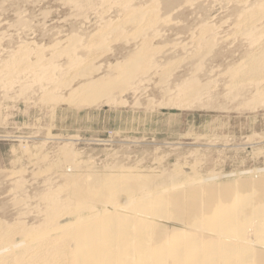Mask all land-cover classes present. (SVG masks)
<instances>
[{"label":"rangeland","instance_id":"1","mask_svg":"<svg viewBox=\"0 0 264 264\" xmlns=\"http://www.w3.org/2000/svg\"><path fill=\"white\" fill-rule=\"evenodd\" d=\"M123 1L125 2V0H115L113 3L105 4L102 0H95L81 9L74 0H0V221L4 220L9 224L22 221L29 226L37 224L42 218L39 219L40 214L36 210L45 206V204L38 205L42 202H39L38 198H42L44 194L47 197L48 192H50L48 195H51V191L55 195L59 194L60 192L56 189H59L58 186L63 184L61 175L74 173L72 170L74 168L80 174L88 172L93 175L94 173L100 174L99 176L119 175V173L125 175L126 171L136 175L142 173L141 176H148L147 178L159 176L158 179H154H157V183L159 181L158 185L162 186H160L161 189L157 188L156 183V189L151 190L157 191L158 189L157 192L160 190L162 193L156 194L157 196H154L153 199L158 200L157 198L166 196L170 198L177 187L176 191H180V194L184 190L185 195L183 192L179 199L178 191L175 193L177 195L173 194L175 198L179 199V202L181 201V206H176L177 203L173 202H178L177 199L171 201L168 199V203L165 204H169L170 207L168 205L165 207L166 205L162 202L167 200V197L161 200L159 198L157 203L161 201L165 208L163 209L164 213L167 214H165L166 217L163 216V219L156 218L163 213H154L159 209L163 212V205L161 207V204L160 206L154 204L156 200L153 203L151 202L152 198L149 201L155 205H152L154 207L152 209L155 210H152V214L149 213L147 217L139 216L136 221L134 218L137 216L130 215L133 214L129 210L130 205L127 210H123L125 213L120 211L125 217L129 214L126 222L128 219L130 222L125 223L126 238L127 241L129 239V242H124L119 249L125 255L134 256H132L134 260L131 263L144 264L140 260H143L149 253H147L148 250L156 251L160 245L164 246L163 243L170 247L172 244L169 245V241L177 232L181 233L183 229H186L184 232L190 233L191 228L193 226L195 228V225L197 230L200 226L203 230L199 228L200 232L211 238V242L209 241L211 244L205 241L211 248L215 249L221 242L224 243L220 239L219 244L216 237L222 239L225 237L223 240H227V243L237 241L235 244H233L234 242L231 244L234 245V249L238 247V249L236 248L238 251L232 249L233 245L230 244L232 247H229V244L226 243L224 249L222 248L223 244L220 247L226 251L218 250L220 252L215 253L217 251L214 250L215 257L212 255L210 258L207 255L209 250L207 249L208 252L206 251L205 255L204 249L206 250V248L201 246L199 241L195 240L198 242L196 245L195 241L191 240V242L184 238V241L190 243H184L185 245L182 243L184 246L179 247L183 250L182 261L185 259V262L196 261L199 257L202 261L200 263L203 264L207 262L210 264H232V262L233 264L236 262L245 264L244 261L246 264L247 262L256 264L259 260L261 263L264 258V232L258 229L260 225L261 227L264 225V173L257 171L264 170V87H262L263 91L259 90L258 92V87L254 84L253 79L258 75L247 62L251 50L257 51L259 45L253 47L252 45L255 43L237 32L239 26H237V22L239 23V19L245 11L242 10L244 8L242 0H215L212 2L211 0H200V2L199 0H135L133 7H154L157 10V18L163 23L164 27L161 31L159 30V35L157 34L151 41L147 40L152 43L148 48L151 50H149L150 54L157 52V62H155L157 64L149 67L133 83L124 81L121 83L123 86L119 84L114 87L111 91V95L114 97L112 102L105 103V100H101L94 104L87 103L82 100L83 90L80 89L88 79L104 76L103 72L107 71L108 67L115 65L116 62H120V65L124 67L125 59H128L129 53L132 55L138 51L141 53L144 50L145 53L148 51L146 48L144 49L145 46L141 47L144 43L143 39L131 37L134 31H131L132 27H127V29L128 25L124 27L127 32L124 31L123 37L114 30L113 33L117 36L111 33L110 39L105 41L106 46L100 47L98 33L100 34L104 30L106 32L108 28L111 30L116 26L118 29L119 25L122 26L133 13V11L130 10V13L128 9L124 8ZM127 13H130L129 17ZM205 26L215 29V37H218H216L218 40L209 43L207 47L206 45L204 47L200 40L202 29ZM73 36L84 39L86 46L92 45L89 48L91 53L84 58H79L75 64H70L72 61L67 55L50 60L52 56H56L55 53H60L63 48L69 46L71 43L69 39ZM213 45L216 47H211ZM152 47L156 51L152 50L154 49ZM24 51L27 53L26 67L23 64L24 70L17 73L15 67L20 66ZM92 59H95V65L92 64ZM46 61L54 62L47 63ZM45 67H50L48 73L41 70ZM239 69L250 72L249 75L245 74L246 79L245 76L239 77L241 80H246V84H244L246 88H234L229 91V84L232 80L230 74H236L237 77ZM95 70L101 71L96 73ZM208 71L209 74H207ZM116 73L118 72L114 73L115 77H117ZM192 77H196L198 81L201 80L210 89V97L202 100V103L193 102V99L187 98L182 91L186 87V82ZM125 82L128 85H124ZM233 82H236L235 79ZM249 82L250 84H248ZM262 86H264V82ZM74 90L78 92L73 93ZM67 153L70 155L67 156ZM18 179L23 184L18 182L16 187ZM188 180L194 181V186L187 185L186 182H190ZM195 181L198 182L195 183ZM200 181L203 182L199 183ZM52 182L55 184L53 188L57 186L55 190L46 189V184H52ZM182 183L186 188L182 187ZM198 183L207 188L213 187L216 194L215 191L212 194L213 190L207 189L208 195L212 194L211 197L208 196V198L206 193L203 195L204 193L201 194L198 191L197 195L195 192L198 189L195 186ZM208 183L211 184L210 187L207 186ZM172 185L178 186L173 188ZM42 187L44 190L46 189V193ZM16 188L19 189L17 192L22 194V198L18 197L19 193L14 192ZM166 188L170 189L166 190ZM37 189L39 190L37 191ZM163 189L167 191L166 194L170 195L163 194ZM171 189L174 190L171 192ZM20 190L29 197L25 196V200L31 199L32 203L28 200L27 205L29 204L28 207L31 208L28 211L32 213L25 212L24 208H20L21 206L15 208L16 206L12 205L13 202L17 204L14 193L15 196L23 199L24 196ZM34 192L35 195H33ZM41 192L44 193L42 196H40ZM61 192L65 194L64 191ZM142 193H138L137 196ZM37 194H40L39 197ZM159 194H163V196ZM65 195H61V197ZM173 196L170 199L174 198ZM32 197L34 199L37 197V199L34 200ZM193 198L195 201L192 200ZM199 198H202L201 203H199ZM214 199L216 200L214 203L209 202ZM32 200L38 208H33L35 203ZM187 200H190L191 205L193 204L188 210L189 202ZM139 201L145 202L142 199ZM169 202L174 203L176 207L172 209L173 206ZM196 202L199 205L204 202L214 204L213 206L209 205L215 207L217 213H221L220 216L226 214L223 216L227 217L231 212L233 213L228 216L229 219L225 218L227 219L226 223L225 220H219L220 216L216 213V215L213 214L214 217L212 215L210 222L211 218L205 214L207 211H205V215H201V222L199 219L194 221L193 219L197 216L195 212V214L193 213L195 217L191 215L193 209L190 208L196 206L198 210L201 206ZM227 202L230 206L232 205L231 208ZM222 203L223 205L227 203L230 213L226 205H224L225 207L220 205ZM27 205L24 206L25 210L28 209ZM224 208L228 211H226L227 213L224 212ZM16 209L20 211L19 215L17 214L19 211ZM168 209L169 212L166 211ZM259 209H262L260 211L263 213L260 216H258L261 214ZM28 213L29 215H27ZM35 213L38 216L34 215ZM121 213L118 215L123 217L124 215L122 216ZM174 213L176 215H173ZM187 213H191L190 216ZM234 213L237 214L234 215ZM23 214H26L27 218ZM183 214L184 216H182ZM186 214L188 216H185ZM151 215L155 216L151 217ZM17 216L19 218L21 216L20 219L23 220L18 219ZM16 220L19 221L16 222ZM216 220L221 222L218 223L219 226L216 224ZM196 222L197 224H195ZM113 224L115 225V223ZM192 224H194L192 227L189 226ZM176 227L181 230L179 231ZM224 227H228L225 228L226 232L223 230ZM174 232L176 234H173ZM227 232L232 233L234 238ZM219 233H223V235L220 236ZM225 233L231 235L232 238ZM254 233L256 236L261 234L263 237H256L253 235ZM245 234L246 236H243ZM247 234L252 238H249ZM246 237L249 239L246 240ZM208 238L207 240H209ZM240 238H242V244H240ZM258 238H261L260 242L256 240ZM181 241L178 240L175 243L181 246V243L178 244ZM213 241L216 244L214 242L212 246ZM176 244L173 243V245ZM141 246L144 251H138L142 250ZM242 246L247 247L248 250L244 251ZM132 247H135L138 252L132 253ZM169 247L168 249H171L176 246ZM203 247L204 249H202ZM258 248H261L262 254L260 250L257 252ZM228 251L232 257H229ZM239 251L241 256L237 253L235 255V252L239 253ZM257 253L263 257L259 256L260 259H258L259 254L257 255ZM247 255L249 260L246 259ZM206 256L210 259L213 258L214 261L210 262L209 258L207 261ZM237 256L240 257L239 260ZM256 257L257 262L255 263ZM161 260H158L161 264H171L173 261L169 257H163ZM152 262L154 259L146 260V264ZM159 262L157 264H160ZM185 262L181 264H185Z\"/></svg>","mask_w":264,"mask_h":264},{"label":"bare ground","instance_id":"2","mask_svg":"<svg viewBox=\"0 0 264 264\" xmlns=\"http://www.w3.org/2000/svg\"><path fill=\"white\" fill-rule=\"evenodd\" d=\"M74 1L76 2L77 6L79 8L83 9V8L87 7L88 5H90L92 2H94L95 0H74ZM212 1H215V0H211V2ZM102 2H105V4L106 3L110 4L109 2H112V0H102ZM135 2H136L135 0H125V2L122 3V5L123 4L125 5L124 8L125 9H128V11L130 13H131V11H133V13L131 14L130 17L128 15L130 13H127V16L129 18H128L127 21L125 20L127 18L124 19V21H126V22L124 24L121 23V24H123L122 26L118 24L119 25V28L118 29H116V27H118V26H116L115 28H111V30H109L110 28H108V30L110 32L108 30H106V32H104L105 31L104 30L100 34L98 33V37H99L98 38V41H99V44H101L100 47L106 46L105 45L106 44L105 41H107L108 38L110 39L109 36L111 35V33H112V35L115 34V33H113L114 30L115 31H118L116 33H120V35L122 36V34L124 35V31H126L129 27L130 28L132 27L131 29H133V30H131V29L130 30L131 31H134V32H132L134 34L131 37L133 39L134 38L135 39L141 38V40L143 39L144 40V43H143V45L141 47L143 48V46H145L144 49L146 48V50H148L146 52L147 53L149 52L150 49H148V48H150L151 45H152V43L150 42L151 39L153 40L157 36V34L159 35L161 29L164 26L162 25L163 23L159 20V18H157L158 17L156 15L157 10L154 9V7L152 8L150 6L149 8H147L148 6L145 5L147 7H144V8L143 7L135 8V7H133V6H135ZM199 2H200V0H199ZM242 2L244 4V8H242V7L241 8H242V10L244 9L245 11H243L244 14L241 15V18L239 19L240 20L239 23L237 22V26L239 25L237 27L238 28L237 32L242 37H246L250 41H252V43H255V44L252 45L253 47L259 45L257 51L256 50H254V51L251 50L252 52H250V54H249L250 55V57L248 59L249 61H247L248 64H249V66H251L252 69L255 70V73L258 75L257 77L255 76L256 78H253V79H254V84L256 85V87H258V92H259V90L260 91H263L262 87H264V86H262V83L264 82V25H263L264 24V0H242ZM118 4H119V2H118ZM109 25H111V24H109ZM125 25H128V26H126V28L128 27L127 29L124 28ZM124 29H126V30H124ZM202 31H203V33H202V35H200L201 36L200 40H202V42L204 44L203 45L204 47H205V45L207 47V45L209 43H214L213 42L214 40H218V39H216L217 36L215 37V32H216L215 29L210 28L208 26H205V28L202 29ZM115 35L117 36V34H115ZM131 37H129V39L133 40ZM69 40L71 41V43L69 44V46L63 48V50L60 53H55L56 56H52L50 60H56V59H58L60 57L62 58L64 55H67L69 57V60L72 61L70 64H75V63L78 62L79 58H84L87 55H89V53H91L89 48L92 47V45L91 46H86V42H85L84 39H81L78 36L77 37L76 36H73ZM147 40H150V41L147 42ZM214 46L215 45H213L211 47L214 48ZM152 48H154V47H152ZM152 50L156 51L155 48L152 49ZM147 53H145V50H144L143 53H141L139 51L133 53L132 55H131V53H129L128 54V59L127 60L125 59V62H126L125 64L126 65L124 63L123 64L125 66L122 64L124 67H122L120 65L121 64L120 62L119 63L116 62L115 65H113L111 67H108V70L107 71H105V72L102 71L103 74H105L104 76H101L99 78L93 77L92 79H88V81L81 86L83 88L79 87V88H81L80 90H83V92H82L83 99L82 100L83 101H86L87 103H91V104H94V103H96L98 101H101V100H105L104 101L105 103L112 102L114 100L113 99L114 97L111 95V93H112L111 91H112V89L114 87H116L117 85L123 83L124 81H126L128 83L129 82L130 83H133L134 80H136L140 76H142L147 71V69H149V67L157 64V63L155 64V62H157V60H156V57H157L156 54H157V52H156V54H154V52H152V54H150L151 52H149V55ZM153 54L155 55V58H153L154 57ZM21 59H22L21 60V63H19L21 67L18 66L17 63L15 64V66L16 65L18 66V67L17 66L15 67V69L17 70V73H20V72H22L24 70L22 68V66H23V64L25 66V64H26L25 62H27V53L26 52H25L24 56ZM92 60H93V62L92 61L91 62L93 64L94 61H95V59H92ZM41 61H43V59H41ZM15 62L16 61L14 60V63ZM18 62H19V60H18ZM46 62L47 63H52L54 61H46ZM91 62H90V64H91ZM94 65H95V63H94ZM98 68H99V66H98ZM211 69H213V68H211ZM230 69H228V71H230ZM41 70L43 72H45V73H48L50 71V67H48V68L45 67V68H42ZM95 71H97V70H95ZM100 71L98 70L96 73H98ZM114 71L115 72L116 71L118 72V73H116L117 74V77L114 76V73H115ZM212 73H213V71H212ZM248 73H250V72L249 71H246L244 69H239L238 70V76H237L238 78L236 77V74H233V73L230 74L232 80H231V83L229 82L230 83L229 84V91L231 89H234V88L235 89H245L246 88V85H244V84H246V80H241V79H239V77L243 78L245 76V74H248ZM207 74H209V71H208ZM248 78H250V77H248ZM234 79H235L236 82H233ZM245 79H246V76H245ZM248 80H247V82H248ZM126 82H125L124 85H128V83L126 84ZM250 82L248 84H250ZM77 90H74L73 93H76ZM80 90H78V91H80ZM182 91H183V93L185 94V96L187 98L193 99V102H197V103H202V100H206L208 97H210V89L208 88V85H206L203 82H201V80L198 81L196 79V77H192V79H189L186 82V87ZM74 102L75 103H79L77 101H74ZM64 153H65V150H64ZM64 155L66 156V153ZM69 155H70V153L69 154L67 153V156H69ZM72 168H74V167H72ZM72 170H74V173H72V174L71 173L70 174H65L64 173V174L61 175V177L63 178V184L62 185L59 184L60 185V186H58L59 189H56V191L58 190L61 193V195H65L66 194L64 197H61V195H60L59 192H58L59 194H56L58 196H56L55 194L52 193V191H51V195L53 194V197L56 196L55 197L56 199L55 198L53 199V197H51L50 194L48 195V193H50V192H48L46 194L47 197L50 196L48 198L44 196L45 194L43 192H41V195L40 194H37L38 197H39V195L42 196L44 194L42 198L40 197L41 199L38 198L39 199V202L42 201L44 203L40 202V203H38V205L39 204H41V205L42 204L43 205L45 204L44 207L42 206L43 208L40 207L41 208L40 210H36L35 209L36 211H39L38 214H40V215L42 214V216L39 215V219H40V217L42 218L41 220H39L37 218L39 220V221L37 220L38 221L37 224H30L31 226H29L26 223H22V221L21 222H17L19 220H16L17 223H15V221H13L15 224H9L8 222H4V220L0 221V264H138V263H131L134 260V258H132L133 255L132 256L131 255L130 256L125 255L119 249L120 246H122V244L124 242H129V239L127 241L125 230H127L126 229V224L130 222V219H128L129 221L127 220V222H126V219L129 216V214H127L128 216L125 217V215L123 214L125 212L123 210H125V209L127 210L128 207H129V205H130V209L129 210H131V212L133 213V214H130V215H134L135 217L137 216L136 218H134L136 221H137V218L139 216H143L144 215V217L145 216L147 217V215L149 213L152 214L151 213L152 210L153 211L155 210V209H152V208H154L153 206H155L154 204H156L158 206H160V204H161V207H162V205H163L162 203L165 204L166 202L168 203L169 200L171 201L173 199L174 200L177 199V198H175V196H173V194L174 195H177L175 193L178 191V190L176 191V189L178 188L177 187L178 185H176V186H173L172 185L173 188H176L177 187L175 189L174 193H172V195H171V197L173 196L174 198L170 199L171 197L168 198L169 196H166L167 197V200H164L165 202L163 201L161 203V201H160V203H157V201L159 200V198L161 200L163 197L162 198L159 197V195H160L159 194L158 195L159 198H157L158 200L153 199L154 196H157L156 194L162 193L160 190H159V192H157L158 189H157V191L155 190L156 189V183H157L156 180L159 177V176L158 177H154L155 174L152 177L157 178L156 180L154 178H150V177L147 178L148 176L147 177L141 176L142 173L140 175H136V174H131L130 172L127 173V171H126V174L125 175H122V173H121V175H120V173H119V175L118 174L115 175V174H108L107 173L109 175V176H107V175H105L106 174L105 173V174H102V175H105V176H99L100 174L99 175H96L97 173L96 174L94 173V175H93V173H90V172H89L90 174H88V172H87V174L85 173L86 175L85 174H80V173L76 172V169L75 168L72 169ZM257 172H259V173L260 172L261 173L263 172L264 173V170H260V171H257ZM257 172H255V173L257 174ZM123 174H124V172H123ZM256 177H257V175H256ZM203 179H205V178H203ZM203 179H201V180H203ZM192 180H188L190 182H186V184L187 185H191V186L193 185L194 186V181L191 182ZM198 180H199V178H198ZM176 181H177V179H176ZM14 182L16 183V181H14ZM18 182H20L19 179H18V181L16 183L17 185L15 184L16 187L18 186ZM196 182H198V181H195V183ZM202 182L203 181H200L199 183H202ZM20 183H22V182H20ZM20 183H19V187L21 185ZM199 183H198V185L196 184L198 186V188H197V186H195L196 189H198L195 192L196 194L199 192L201 194L204 193L203 195H205V193H206V196L207 197L208 196L211 197V195L214 194V191L215 190L212 189L213 187L212 188L210 187L211 184L210 185H209V183L207 184V186L209 185V187L211 188L210 189V188H207L206 186H201V184H199ZM158 184H159V181H158L157 185ZM178 184H179V182H178ZM184 184H185V182H184ZM184 184L182 183L183 186L182 185L181 186L182 187H185ZM53 185H55L54 182H52V184L51 183L46 184V189L51 188V189H54L55 190V187H57V186H55L53 188ZM160 186L158 185L157 188H160L161 189L162 186L161 187ZM13 187H14V184H13ZM24 187H22V188H24ZM195 187H194V190H195ZM22 188H20V189H22ZM153 188H155L154 189L155 191H152ZM170 188H171V186H170ZM170 188H166V190L167 189H170ZM188 188H189V186H188ZM214 188H215V186H214ZM255 188H257V187H255ZM13 189H15V188H13ZM25 189H27V188H25ZM42 189H43V187H42ZM42 189H40V190L42 191ZM189 189L191 190V188H189ZM207 189L213 190L211 192L212 193L211 195L210 194L208 195L209 191ZM18 190L19 189L16 188V190H14V192L15 191L17 192ZM22 190H24V189H22ZM38 190L39 189H37V191ZM166 190H164L165 192L163 191V194L170 195L168 193L166 194V192H167ZM172 190H174V189H171L170 191L172 192ZM61 191H64L65 194H63ZM185 191H186V189H185ZM20 192H22V191L20 190ZM35 192H34L33 195L36 194ZM141 192H143V193L140 196H137V194L138 193H141ZM168 192H169V190H168ZM171 192H169V193H171ZM179 192L180 191H178L177 193L179 195V199H181L180 196H181V194L183 195L184 190L180 194H179ZM217 192H218V190H217ZM17 193H19V192H17ZM45 193H46V191H45ZM10 194H12V193H10ZM163 194L160 195V196H163ZM188 194H189V192H188ZM215 194H216V191H215ZM19 195H20V193H19ZM21 195L18 196V197H21ZM184 195H185V192H184ZM192 195H193V193H192ZM218 195H219V197H221L220 194H218ZM23 196H24L23 199H20L17 196H15V193H14V199H15V201H16L17 204H15L13 202L12 205H15L16 206V207L14 206L15 208H17V206H21L20 208H22V209L24 208L23 210L25 212L32 213V212L28 211L29 208H30V207H28L29 204L27 205V202H28L29 199L25 200L26 199L25 196L27 197V195H24V193H23ZM262 196H263V194H262ZM57 197H58V199H57ZM215 197L218 199L217 196H215ZM260 197H261V195H260ZM16 198H18V199L16 200ZM27 198H29V197H27ZM165 198H163V199H165ZM195 198H198V197L195 196ZM32 199H34V198L32 197ZM35 199H37V197ZM141 199L144 200L145 202L139 201ZM179 199H177L178 202L173 201L175 204L177 203L176 206H181V201L179 202ZM215 199H214V201L212 200V201H209V202L214 203L217 200V199L216 200ZM221 199H223V198H221ZM12 200H11V203H12ZM30 200H29V202H31ZM149 200H152L151 202H153V203L155 202L154 200H156V202L154 204H152ZM192 200L195 201L194 198ZM201 200H202V198L199 200V203H201L200 202ZM188 202H186V203H188L187 204L188 205L187 210H188V208L191 205L190 204V200ZM31 203H30V205H31ZM132 203L135 204V205L132 206L131 205ZM174 203H170L173 206L172 209H174L176 207ZM186 203H185V205H186ZM193 203H195V202H193ZM206 203L204 202V203L200 204L201 206L197 203V205L200 206V209H198V210L196 209V206L194 204L195 208H193V207L190 208L191 210L193 209L192 210L193 211L192 214L191 213H189V214L187 213V214L190 216V214L191 215H194L196 213V216L197 217H195V215H194L193 217H195V218L194 219L192 218V219L194 221H196V219L197 220L199 219V221H200L201 215L203 216V214L205 213V211H207V213H205V214L207 215V217L209 216L211 218V219L209 218L210 219V222L212 221V215L213 214L216 213V214H219V216H220L221 213H217L215 207H211L214 204L212 205V203L211 204L209 203L211 205L210 206L208 203L207 204ZM226 204L224 203V205H226ZM26 205L28 207L27 210H25V207H24ZM36 205L37 204L35 203V206L34 207L32 206V207L35 208V207H37ZM165 205H166L165 207H167V205L170 207L169 204H165ZM220 205H223V203L220 204ZM224 205L222 207H225ZM227 205L230 206L229 203ZM231 206H230V208H231ZM131 207H132V209H131ZM161 207H159V208H161ZM217 207H219V206H217ZM20 208H19V210H21ZM159 208H156V209H159ZM163 209H165L164 208V205H163L162 210ZM194 209H195V211H194ZM234 209H236V208H234ZM16 210H18V209H16ZM30 210H31V208H30ZM182 210H185V209H182ZM187 210H186V212H187ZM223 210H221V212H223ZM227 210L230 213L229 207L227 208ZM227 210L225 209L224 212H226ZM260 210L262 211V209H259V212H261ZM24 211H22V212H24ZM120 211H123V213H121ZM156 211H154L155 214H157L159 212L163 213V214H159V216L156 217V218L159 219L161 217V219H163V216L166 214V213H164L165 210H163V212L161 211V209H159V211H157V212ZM166 211L169 212V209L166 210ZM213 211H216V212H213ZM235 212H237V211L235 210ZM29 213L27 215H29ZM120 213L122 214V216L123 215L124 216L121 217L120 215H118ZM172 213H170V214L172 215ZM180 213H182V212H180ZM232 213L233 212H231L230 214H232ZM17 214L19 215L20 214V211H19V213L17 212ZM187 214L185 216H188ZM235 214H237V213H234V215ZM262 214L263 213L261 212V214H259L258 216H260ZM23 215H21V216L23 217ZM34 215H36V213ZM160 215H162V216H160ZM166 215H165V217H166ZM173 215H176V213H174ZM223 215L226 216V214H223ZM223 215H221V216H223ZM21 216H20V218H21ZM24 216L26 217V214ZM36 216H38V215H36ZM153 216H155V215H153ZM153 216L151 215V217H153ZM168 216H167V218H169ZM182 216H184V214ZM221 216H220L219 220L220 219L222 221L225 220V223H226V221H227V219H229V217L227 216L228 217L227 218V217H224L223 216V218H221ZM148 217H150V216H148ZM213 217H214V215H213ZM232 217H233V215H232ZM20 218L18 217V219H20ZM225 218H227V219H225ZM142 219H141V221H142ZM158 219H157V221H158ZM213 219H215V218H213ZM20 220H23V219H20ZM144 220H145V218H144ZM35 221H36V218H35ZM136 221H135V223H136ZM181 221H182V219H181ZM201 221H202V219H201ZM229 221L232 223L231 220H229ZM24 222H26V221H24ZM216 222H217V220H216ZM113 223H115V225ZM150 223H151V221H150ZM218 223H221V222H217L216 224L218 225ZM195 224H197V222ZM143 225L145 226V223H143ZM193 225L194 224L189 225V226L192 227ZM139 226H141V225H139ZM152 226L154 228V225L153 224H152ZM131 227H133V226H131ZM131 227H130V230H131ZM193 227L191 228L192 231L190 233H187V234L184 232V231H186V229L185 230L183 229V231H181V233L177 232L178 235L175 232L173 233V234H176V235H174V237H173L172 240L169 239L170 240L169 241V245L172 244L170 247L176 246L175 248L168 249V247H169V246L167 247L168 244L166 245V243L165 244L163 243L164 246L163 247H161V245L159 247L157 246L158 248L156 249V251H149L148 250L147 253L149 252L148 253L149 255L148 254L145 255V257L143 258V260H140V262L146 264V260L148 261L149 259L150 260H153L154 259V262L155 263L152 262L151 264H157V262H159L158 260H161V258L163 259V257H167V258L169 257L174 262H176L178 264H181L182 262H185L186 259L184 261H182L183 258H181V256L183 255V250H181L180 248H182L185 245L184 243H187V242H189L191 240H193V241H195V240L199 241L200 245L201 246H204L206 248V250L204 249V247L202 248V249H204V254H205V252L208 249L209 250V253H207L208 251L206 253H207V255H209V257L212 256V255H213V257H215L214 256V253H213L214 250L217 251L215 253H218L220 251H226V250H223L224 249V246H226L225 244L227 243V240H223V239H225V237L223 239L216 237V239L219 240L218 241L219 244L221 242L220 239L222 241H224V243L221 242V244L218 245V247H216L217 246L216 245L215 246L216 248L214 249V247L211 248V246H208L207 245L206 242H209V241L211 242V238H208V236H206L203 233L205 235V237H204V235L199 230V228L201 229V227L198 226L199 227L198 230L196 228L197 227L196 225H195V228H193ZM225 228H228V227H224L223 228V230H225V232H226L227 229H225ZM136 229H137V227H136ZM173 230H176V229H173ZM258 230L259 231L262 230L264 232V225H263V227H261V225H260ZM163 231H164V229H163ZM229 231L231 232V229ZM130 232L132 233V231H130ZM130 232H128V233H130ZM233 232H236V231H233ZM263 232H262V234H263ZM137 233H139V232L137 231ZM223 233L220 234V236L223 235ZM227 233L232 235V233H229V232H227ZM227 233H225V234L227 235ZM247 233L249 234V232H247ZM248 234H247V236H248ZM169 235L171 236V234H169ZM216 235H217V233H216ZM226 235H224V236H226ZM231 235H227V236L228 237L230 236V238H232V236H233V238H234V235H232V236ZM253 235L256 236L255 233ZM160 236L161 235H159V237ZM164 236H166V235H164ZM243 236H246V234L243 235ZM257 236H260L261 237L262 235L260 234V235H257ZM157 237H158V235H157ZM228 237H226V238H228ZM248 237H246L247 238L246 240H248L249 238H252L251 236L249 238ZM161 238H163V237L161 236ZM184 238H187L186 240H189V241H184L185 240ZM207 238L209 240H207ZM243 238H245V237H243ZM155 239H157V238H155ZM241 239L242 238H240V244L243 243V242L241 243ZM254 239H255V237H254ZM260 239L258 238L256 240H259L258 242H260L261 241ZM178 240L179 241L180 240L183 241V242L182 241L181 242H178V244L181 243V246H179V245H177L175 243ZM212 240H214V239H212ZM233 240H235V239H233ZM228 241L230 242V239ZM210 242L208 244H211ZM214 242L215 241L212 242V246L214 245L213 244ZM233 242H231V243L235 244V242H237V241L235 240ZM173 243L176 244V245H173ZM182 243L184 245H182ZM231 243H227V244H229V247L231 245H233ZM197 244H198V242H196V245ZM215 244H216V242H215ZM222 244H223V247H222L223 249L220 248ZM201 246H198V247H201ZM235 246H237V245H235ZM244 246H242V248ZM250 246H253V245H250ZM240 247H241V245H240ZM236 248L238 249V247H236ZM127 249H128V247H127ZM141 249L142 250H138V251H144V249L142 248V246H141ZM225 249H227V248H225ZM232 249H234V245H233ZM243 249L245 251L247 249V247H244ZM260 249L258 248L257 252ZM218 250H220V251H218ZM239 250H241V249H239ZM249 250H250V248H249ZM131 251H132V253L138 252L135 247H132V250ZM211 252H212V254H211ZM246 252H248V251H246ZM232 253H234V252H232ZM236 253L239 255L240 254V251H239V253L238 252H235V255H236ZM241 253H242V251H241ZM254 253L256 254V252H254ZM260 253L262 254V250H260ZM260 253H257V255L259 254L258 257L259 256L263 257L264 254L263 255H260ZM255 254H253V256ZM230 255H231V253L229 252V257H232ZM239 256H241V255H239ZM209 257L206 256L205 258L207 259ZM202 258L204 259L203 256H202ZM239 258L240 257H238V260H239ZM209 259H207V261ZM246 259L249 260V256L248 255H247ZM258 259H260V257ZM263 259H262L261 263L264 262ZM212 260L214 261V259L212 258V259H210V262ZM242 260H243V258H242ZM168 261H169V259H168ZM173 261H172V263L173 264H176ZM204 261H205V259H204ZM259 261H258V263H259ZM161 262H162V260H161ZM200 262H202V261L198 257V260H196V261L193 260L191 262L190 261L189 262H185V264L186 263H188V264H203V263H200ZM254 262L255 263L257 262V257H256V261L254 260ZM207 263H209V262H207ZM207 263H205V264H207ZM244 263L246 264L245 261H244ZM248 263L249 262H247V264ZM258 263H256V264H258ZM261 263H259V264H261ZM229 264H231V263H229ZM232 264H233V262H232ZM235 264H238V262H236Z\"/></svg>","mask_w":264,"mask_h":264}]
</instances>
